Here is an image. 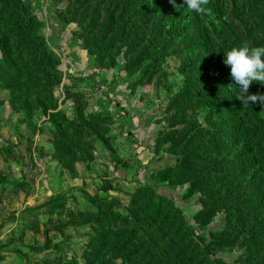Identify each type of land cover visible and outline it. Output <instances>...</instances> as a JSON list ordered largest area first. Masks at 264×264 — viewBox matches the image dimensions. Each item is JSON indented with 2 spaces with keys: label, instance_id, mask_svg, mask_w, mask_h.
Instances as JSON below:
<instances>
[{
  "label": "rangeland",
  "instance_id": "374dc122",
  "mask_svg": "<svg viewBox=\"0 0 264 264\" xmlns=\"http://www.w3.org/2000/svg\"><path fill=\"white\" fill-rule=\"evenodd\" d=\"M186 7L0 0V264H264V0Z\"/></svg>",
  "mask_w": 264,
  "mask_h": 264
},
{
  "label": "clouds",
  "instance_id": "9594fccd",
  "mask_svg": "<svg viewBox=\"0 0 264 264\" xmlns=\"http://www.w3.org/2000/svg\"><path fill=\"white\" fill-rule=\"evenodd\" d=\"M169 2L175 7V0ZM183 3L197 14L208 11V0H183ZM222 63L229 68L231 85L238 90L240 103L243 106H249L250 102L264 105V94H249L253 82L264 85V46L232 48L223 54Z\"/></svg>",
  "mask_w": 264,
  "mask_h": 264
}]
</instances>
